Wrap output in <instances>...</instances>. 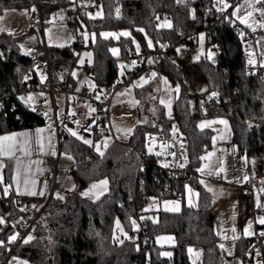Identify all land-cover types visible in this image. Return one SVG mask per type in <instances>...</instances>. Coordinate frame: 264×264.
<instances>
[{"label":"trees","instance_id":"trees-1","mask_svg":"<svg viewBox=\"0 0 264 264\" xmlns=\"http://www.w3.org/2000/svg\"><path fill=\"white\" fill-rule=\"evenodd\" d=\"M99 1L105 11L103 19L93 20L86 14L83 24L88 32L98 34L94 44L89 40L93 61L83 66L93 80L95 90L102 93L119 80L120 61L124 62L122 77L128 81L147 53L161 50L164 55L154 62V69L158 74H166L180 87L173 115L167 117L156 101L154 116L150 113L151 116L139 123L128 139L112 141L103 152L96 149L95 142L102 138L101 130L106 134L109 131L106 107L97 112L91 145L71 135L62 125L59 149L74 158L72 180L77 188L63 199H48L41 223L48 231L47 237L33 238L28 243H24V239L17 247L14 242L9 243V237L15 233L14 225L26 216L28 207L35 200L29 199L23 208L18 195L13 191L8 194L2 191L13 178L14 158L6 159L3 179H0V216L5 221L0 224V238L3 239L0 241L4 242L0 247V264L11 252L33 264H232V260L225 257L214 228L212 195L202 188L197 175L188 181L171 178L158 158L149 152L147 140L149 134L161 131L169 135L177 125L187 142L188 167L197 174L203 154L212 146L213 136V130L200 128L198 121L204 116H225L231 124L232 142L238 152L247 157L249 179L256 171L258 160H262L264 173V66L250 73L247 39L242 31H234L235 26L241 25L231 18L213 25V16L221 11L215 0ZM118 1L120 15L116 16L114 8ZM12 6L20 5L0 0V15ZM164 21H170L171 26L163 27ZM208 24L211 28L206 32V45L209 47L218 42V53L216 58L202 57L194 65L206 83V89L195 95L194 109L192 94L186 87L181 69L170 59L175 53L171 46L183 42L182 37L186 35L202 31ZM124 27L133 31L140 43V51L130 37L122 36L117 41L99 37L103 30L118 31ZM147 37L151 39L152 47H149ZM19 39V35L0 31V137L6 132L45 124V118L26 99L29 81L25 77L33 71L34 61L23 53ZM114 45L120 48L118 57L111 52ZM75 49V45L46 47L53 85L57 88L75 87L76 80L71 75V69L77 63ZM33 81L42 86L35 75ZM153 82L147 81L136 89L141 102L153 91ZM204 97L207 102L202 101ZM102 178L109 180L105 195L93 200L79 193L91 182ZM186 183H192L198 189L197 207L184 206L179 212L159 210L157 221L147 215L143 208L147 198L183 199ZM117 219L127 234L121 235L120 240L115 236ZM165 233L175 239L170 257L161 255V248L155 241L157 235ZM188 249L193 251L190 253ZM236 250L247 264L250 238L239 239Z\"/></svg>","mask_w":264,"mask_h":264},{"label":"rangeland","instance_id":"rangeland-1","mask_svg":"<svg viewBox=\"0 0 264 264\" xmlns=\"http://www.w3.org/2000/svg\"><path fill=\"white\" fill-rule=\"evenodd\" d=\"M216 1L219 3V7L221 9L225 10V12H229V16L233 22L241 25L244 28V31L248 30L254 32L257 31V29H260L258 37L255 40H246V44L248 45L249 59L252 61L251 64H256L257 54L262 55L264 58V15H262V12L264 11L257 7L258 4L264 6V2H262V0H240L236 5H232L229 0ZM91 3L96 7L94 9L90 7L87 10V16L93 20L103 19L105 14L103 5L98 3L96 0H91ZM119 6L120 2L118 1L114 8L116 16L120 15ZM161 25L165 28H168L171 26V22L164 21L161 23ZM1 30L10 32L14 35H19L20 48L24 52L35 53L39 58L38 61H42L46 69L48 67V61L46 57L47 46H72L76 41V38L72 34L69 26L64 22L46 23L45 29L43 31L35 28V26H33V24L29 21L28 8L23 5L9 7L0 15V31ZM122 32L129 33L128 36L123 37H130L133 40L137 50L140 51V43L135 37L133 31L128 27L121 28L118 31L103 30L100 32L99 37L104 38L101 35L102 33L120 34ZM120 37H122V35H119L118 38L117 36H109L108 38L104 39L112 38L114 41H117ZM84 39L85 46L81 49H75L77 63L71 69V75L76 80L75 87L72 89L73 92L76 93L81 92L84 87H87L89 90L93 89L94 87V83L85 72L83 65L87 61L90 63L93 61V49L91 45H89V40L91 39L92 43L94 44L98 39V34L96 32L85 31ZM149 40L151 41V39L147 37V41ZM112 48L118 49V53L115 55L113 54L115 57H118L120 54V48L117 45H114ZM171 48L175 49V53L170 59H173L177 64L179 63L178 65L181 69V74L186 87L192 94V104L193 108L195 109V95L198 92L204 91L206 89V83L203 77L197 73L194 65L202 57L207 56L210 59L214 57L212 46L207 47L206 33L205 31H200L195 42L181 43L179 41L177 44L171 46ZM153 52H160V56L164 55V51L161 50L151 51V53ZM151 60L155 62L157 59L155 56H153ZM261 65L264 66V62ZM119 66V82L123 85L107 97V100H109L108 104L106 105V108L109 111V131L108 134H103L102 138L95 142V147L96 149L99 148L100 152L105 151L110 143L114 140L124 141L128 139V137L134 132L136 126L149 118L150 113L152 116H154V104L156 101L164 108L166 116L172 117L173 105L180 92V87L178 84L172 82L166 74H158L154 69L148 77V81L154 80L153 91L149 92L145 97H143L144 100L141 102L136 95V89L143 86L147 80H145L143 77H138L131 83L127 84V81L122 77L121 71L123 68L121 66H124V62L120 61ZM154 73L155 75H153ZM30 92L33 91H29V93ZM58 92L59 91H57L55 95L56 99L58 98L57 103H59L60 97ZM62 94L64 96L63 99L66 100L65 94ZM96 95V100L98 102H102L103 100L99 91ZM78 99H81L84 103H86L85 105H87V111L79 118L77 123L75 122L77 125L75 123L72 124V121L71 123L68 122L64 125L68 129L76 132L77 136L75 137L81 141L89 140L93 143V126L96 123L98 109L92 106V101L90 99L82 98L80 96ZM48 101L51 102V97H48ZM69 102L72 106L74 99L71 98ZM31 106L36 107L34 104H31ZM147 106H149V109L145 110ZM55 111H58L57 117L55 114L56 112L53 113L54 123L56 126V119H60L64 111L61 112L59 108ZM44 117L46 120L45 128L47 126L49 131H51V128H53L54 131H57V127L55 128L54 124L51 122V117L46 112L44 113ZM221 120L226 121V123H220L219 121ZM155 122H157L156 119ZM202 124L204 125L203 128H209L213 130V136L212 146L203 154V161L197 169L198 182L202 188L212 195L214 203V228L220 239V247L223 245V248L221 247V249L224 251L225 257L229 260H234V264H243L242 259L236 250V244L238 240L241 238H252L255 235L257 224L262 225L260 227L261 230L264 229V224L259 223V218L264 216L259 214L255 220L248 214L247 206L241 198V194L243 192L242 186L249 177L247 169V157L245 155H241L238 152L236 144L232 142V129L230 121L227 117L219 115L204 116L198 121L199 127ZM41 128L42 127H38L35 129V131L22 129L6 132L3 134L2 137L14 136L15 139L13 141L0 142V144L5 146V151L0 152L1 180L3 179V169L6 163L5 161L6 159L15 155L14 152L17 153L14 166L18 160H22V157L24 155H28V153H31V157L34 158L35 164L37 161L45 160L46 157L49 158V156L58 155V151L60 149L59 142L56 144V137L55 145L52 147V139H50L51 137L49 136L47 137L46 133L32 135V133H39L42 130ZM175 131L180 132L177 125L171 130L172 136H175ZM149 152H151L150 149ZM165 158L166 156L164 155V159ZM164 159L162 156L159 158V162L162 165H165L166 163ZM14 166L12 175L15 177V179H17L18 183L21 184L23 181L21 178L23 177V174L19 170H15L16 168ZM71 169L74 170L73 156L69 153L60 152L59 174L55 182L57 191L64 187L66 175H68ZM33 171V174H35L36 170ZM245 177H247V179H245ZM105 180L108 181L106 188L103 185L95 189L91 188V185H100V182ZM6 187H10V185H5V188ZM108 190L109 180L107 178H102L98 181L91 182L79 190V193L83 195V193L87 192L88 195L83 196L95 200L105 195ZM47 191L48 184L46 185L45 193ZM184 192L183 199H157L156 197H149L146 199L143 208L153 221H157V211L159 210L179 212L184 206L197 207L199 194L198 189L192 183H186ZM19 197L22 199H32L23 195L22 193H20ZM259 197L260 194L257 193V203L259 202ZM26 205L27 203L25 202H22L21 204L23 208H25ZM177 207L179 208L178 211L176 210ZM0 218H3L4 220L3 216H0ZM117 222H119V227H117ZM124 234L127 235L121 222L117 219L115 236L120 240L121 235ZM13 235H17L16 232ZM155 241L156 244L161 248L162 256H172V247L175 245V239L173 235L168 233L159 234L156 236ZM164 253H171V255H164ZM2 264L33 263L17 254L11 253Z\"/></svg>","mask_w":264,"mask_h":264},{"label":"built area","instance_id":"built-area-1","mask_svg":"<svg viewBox=\"0 0 264 264\" xmlns=\"http://www.w3.org/2000/svg\"><path fill=\"white\" fill-rule=\"evenodd\" d=\"M14 5H21L24 4L25 6L29 7V21L33 25H36L39 30H44L46 23H57V22H64L66 23L72 34L75 36L76 41L74 42L76 49H81L85 46V39H84V32L87 31L86 27H83L84 24V16L87 14V10L91 8H95V5H92L91 0H10ZM98 3H101L99 0H96ZM186 1V0H181ZM232 5H236L240 0H229ZM216 7L219 8L221 11H218L213 16V25L221 22L225 18H231L229 16V12H225V10L219 7V3L215 0ZM258 4V8H261L264 11V6ZM33 9H35L33 11ZM209 24L202 30L205 33L210 29ZM235 32H243L246 39L248 41L255 40L258 37V33L260 29L257 31L251 32L248 30L244 31L242 26H235ZM199 32H193L189 35L182 37L183 42H195L197 39ZM181 42V41H180ZM182 43V42H181ZM246 44V43H245ZM219 43L214 42L212 45V49L214 52V57H217V47ZM246 46H248L246 44ZM158 60L160 58V52H153L149 53L144 57L142 62L138 63L134 68L133 76L127 81V84L134 81L138 77H143L145 80H149L148 77L150 73L154 70V62L151 60L152 57ZM264 62V58L262 55L257 54V63L251 64L249 63V71L250 73L256 72L260 67H262V63ZM179 64V63H178ZM27 77V79H26ZM25 79L29 81L28 84V91H34L39 88V86L33 81L34 74L33 71H29L26 75ZM262 80L264 81V74L262 75ZM123 84L119 82V80L115 81L112 86L100 93L102 102H98L97 98V91L95 87L89 90L87 87H84L81 92H79V96L82 98H87L92 101V106L94 108L102 109L106 107L108 104L107 100L108 96L116 91L119 87ZM44 90L51 93L53 96L56 91L61 90L66 95H70L73 93V89L65 85L63 87L57 88L53 85L51 72L49 69V65L47 67V81L43 87ZM203 102H207V98L204 97L202 99ZM56 114V113H55ZM72 121V116L69 115L67 112L63 113L60 119H56V127L58 131V142L60 139L59 130L60 127L68 122ZM253 126V125H251ZM106 134L104 130L100 131V135L103 136ZM102 145V143H101ZM147 147L148 150H151L157 158L159 162V158L161 156L164 159V155L166 158L165 169L168 170L170 177L175 178L179 181H188L192 178L196 177V173L188 167L187 164V152L188 146L185 138L179 131H175V136L171 134L167 135L164 132H158L148 135L147 140ZM153 151V152H152ZM162 154V155H161ZM256 171L253 174L252 178H250L243 188V199L247 206V212L250 216H252L255 220L257 215L264 216V173L262 172V160H258L255 164ZM59 166V153L57 156L52 155L48 158L47 163V172H46V181L48 184V191L45 196L38 198L35 200V203L32 206H29L27 209V214L24 216L21 221L14 225L15 232L18 236L17 240L14 241V247H17L20 242L24 239L28 238L29 236L42 239L48 236V231L41 226L42 223V215L45 211L46 204L48 199L51 197L59 198L64 197L67 195L72 194V190L68 187L67 180L64 183V187L61 190L56 189L55 182L57 176V170ZM259 193V202L257 203L256 194ZM19 202L29 203V199H22L19 197ZM261 205L258 207L257 205ZM262 225L257 224V229L255 231V235L250 238L251 244V251L249 252V262L247 264H264V229L261 230L260 227ZM0 240H3L0 238ZM12 253V252H11ZM10 253V254H11ZM240 256V255H239ZM241 257V256H240ZM242 259V257H241ZM242 263L243 262L242 259ZM232 264H234V260H232Z\"/></svg>","mask_w":264,"mask_h":264},{"label":"crops","instance_id":"crops-1","mask_svg":"<svg viewBox=\"0 0 264 264\" xmlns=\"http://www.w3.org/2000/svg\"><path fill=\"white\" fill-rule=\"evenodd\" d=\"M23 53L32 57L34 61L33 74L35 75L38 83L42 85L37 90L30 92L28 94L29 96L27 95L26 99L29 105L31 106V104H34L36 107H32V106L31 107L34 108L36 112L40 113L43 117H44V113L46 112L51 117V122L54 124V126H55V123H54L53 113L56 112V117H57L58 111H55V110H57L58 108L59 110H61V112L64 111V113L70 112L71 114L70 113L68 114L72 116V124H74L75 122L77 123V121H79V118L82 115H84V113L87 111L86 109L87 105H85L86 103H84L83 100L78 99L79 98L78 93L73 92L70 95H66L61 90H58L59 91L58 94H60V97H59V103H57L58 98L56 99V96H55L56 93L53 96L51 93L43 89V86L47 81V75H46L47 69L44 67V63L42 61L40 62L38 61L39 58L35 53H29V52H24V51ZM86 63H90V62L87 61ZM62 93L65 94L66 100L63 99L64 96ZM48 97H51V102L48 101ZM71 98L74 99V103L72 106L70 105V102H69ZM45 125H46V120H45L44 125L38 126V127H42L41 128L42 132L40 131L41 133L40 132L32 133V135L46 133L47 137L48 136L51 137L50 139H52L51 143L53 147L55 145V137H56V144H58V131L56 130L54 131L53 128H51V131H49L47 129V126L45 128ZM38 127L26 128V130L35 131V129H37ZM58 153L60 154V150L58 151ZM14 154L15 155H13L10 158H14V162H15L17 153L14 152ZM31 156H32L31 153H28V155H24L22 157L23 158L22 160L20 159L17 161L14 167L16 168L15 170H19L23 174L22 175L23 177H21L23 181L21 182V184H19L17 179L13 177L10 187L5 188L4 186V189L2 190L4 191L5 194H8L9 192L13 191L18 196L20 195V193H22L23 195L30 197L32 199H35V200L46 195L47 192L45 193V188L47 185V181L45 177H46V172H47L48 157H46L45 160L37 161L35 164L34 158H32ZM33 170H36L35 174H33L34 173ZM74 170H75V161H74ZM74 170L71 169V171L68 173V175H66V178H65V181L67 180L68 182V187L72 191H74L77 188V185L72 180L74 178ZM58 174H59V166L57 170L56 179L58 178ZM248 180H249V177L246 180V182ZM246 182L243 184L242 189L244 188V185L246 184ZM30 193H35V195H32ZM242 194H241V198L244 201ZM213 218H214V214H213Z\"/></svg>","mask_w":264,"mask_h":264},{"label":"snow or ice","instance_id":"snow-or-ice-1","mask_svg":"<svg viewBox=\"0 0 264 264\" xmlns=\"http://www.w3.org/2000/svg\"><path fill=\"white\" fill-rule=\"evenodd\" d=\"M262 2H264V0H262ZM34 10H35V9H33V11H34ZM262 15H264V12H262ZM193 18H195V17H193ZM138 31L143 32L144 30H143V29H138ZM101 35H102L104 38H108L109 36H117V38H118L119 35H122V36H128L129 33H128V32H122V33H120V34H115V33H102ZM148 44H149V47L152 46V42H151L150 40L148 41ZM137 47H139V46H137ZM111 52L115 55V54L118 53V49H116V48H112V49H111ZM249 63H252V61L249 60ZM121 67H123V66H121ZM153 75H155V73H154ZM26 79H27V77H26ZM177 91H178V89H177ZM22 99H23V98H22ZM93 111H94V110H93ZM219 122H220V123H226V121H223V120H221V121H219ZM200 127L203 128L204 125L202 124V125H200ZM69 131H70L71 135H73V136H77V133H76V132L72 131L71 129H69ZM129 131H131V130H129ZM14 139H15L14 136H4V137H0V141H13ZM81 139H82V138H81ZM83 142H84L85 144H89V145H91V143H92V142L89 141V140H84ZM97 150L99 151V148H97ZM4 151H5V146H4L3 144H0V152H4ZM101 155H103V153H101ZM69 158H71V157H69ZM245 179H247V177H245ZM262 183H264V182H262ZM107 184H108V181L105 180V181H101V182H100V185H97V184H93V185H91V188H92V189H95V188L100 187L101 185H103V186L106 188ZM262 191H264V189H262ZM30 194L35 195V193H30ZM41 194H42V193H41ZM83 195H88V193L85 192V193H83ZM59 198H60V199H63V197H59ZM257 206L260 207L261 205L258 204ZM176 210L178 211L179 208L177 207ZM4 223H5V221L3 220V218H0V224H4ZM133 223H134V222H133ZM259 223H260V224H264V217L259 218ZM117 227H119V222H117ZM261 235H264V233H261ZM16 239H17V235H12V236H10V237H9V243L14 242ZM31 239H33V237L29 236L27 239L24 240V243H28ZM170 239H171V238H170ZM120 243H123V241H120ZM2 246H4V242H3V241H0V247H2ZM221 247L223 248V245H221ZM188 251L191 253L193 250H192V249H188ZM164 255H168V256H170L171 253H164ZM13 259H15V258H13Z\"/></svg>","mask_w":264,"mask_h":264},{"label":"water","instance_id":"water-1","mask_svg":"<svg viewBox=\"0 0 264 264\" xmlns=\"http://www.w3.org/2000/svg\"><path fill=\"white\" fill-rule=\"evenodd\" d=\"M126 67H128V65Z\"/></svg>","mask_w":264,"mask_h":264}]
</instances>
